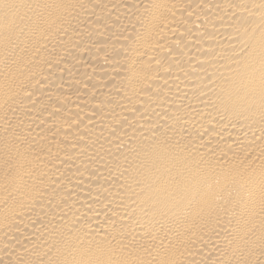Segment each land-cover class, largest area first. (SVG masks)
<instances>
[{
  "label": "bare ground",
  "instance_id": "bare-ground-1",
  "mask_svg": "<svg viewBox=\"0 0 264 264\" xmlns=\"http://www.w3.org/2000/svg\"><path fill=\"white\" fill-rule=\"evenodd\" d=\"M0 264H264V0H0Z\"/></svg>",
  "mask_w": 264,
  "mask_h": 264
}]
</instances>
